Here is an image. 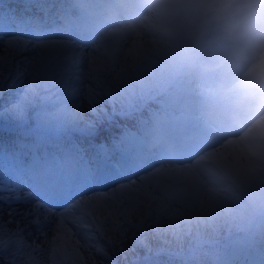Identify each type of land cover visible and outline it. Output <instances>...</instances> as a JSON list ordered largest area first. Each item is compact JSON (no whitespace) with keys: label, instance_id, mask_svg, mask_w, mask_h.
<instances>
[{"label":"rangeland","instance_id":"374dc122","mask_svg":"<svg viewBox=\"0 0 264 264\" xmlns=\"http://www.w3.org/2000/svg\"><path fill=\"white\" fill-rule=\"evenodd\" d=\"M67 1L72 3L77 0ZM96 1L94 2L101 3V0ZM192 1L153 0L149 5L151 14L144 22L142 28L134 30L135 34L131 39L125 36L124 41L120 45L110 49L104 55L103 62H106L105 65H109V68L114 67L112 69L107 67V72L101 66L86 76L83 72L85 68L84 62L78 65L73 62L74 70H78L76 75L71 70V67H68V65L66 67L59 60L57 63H49L44 69L42 81L45 77V82L50 84L52 80L59 79L62 74L65 76L64 79H69L67 86H62L63 83H54L51 84L50 88L44 87L41 93L38 94L36 93L38 90L35 88L38 85L36 71L29 67L25 68L21 62L25 59L24 63L26 64L27 62L26 66L30 63L32 64L30 58L39 51L28 48L22 51L25 54V58L21 60L16 59L14 56H7L6 58L9 62L0 64V70L3 71L5 78L6 89L3 95L5 98L0 99V115L6 116L9 114L11 103L23 96L31 85L35 88L36 95L32 97V100H35L36 103H30L27 106V119L33 120V115L42 98L50 97L51 99H56L60 97L67 102L69 107L78 104L80 108L77 115L82 116L84 121L96 119L95 121L98 124V121L106 115V100L100 90L98 92L88 90L87 85L92 83L99 85L98 81L104 76L103 73L105 72L107 77L105 90L114 96V99L116 97L117 101H124V104L135 103L144 92L154 90L153 86L159 79L164 78L166 80L168 76L166 74L172 72L180 56L177 48H180L182 44L188 46L192 43L191 25L194 18L185 8ZM9 8L10 6L7 7L8 10H10ZM53 9H56V7H53ZM75 9L85 14L81 16L85 19L87 10L80 8L79 5H75ZM33 11H36L35 8H33ZM13 14V19H16L17 11L16 13L13 12ZM18 16L24 17V19L27 17L29 19L32 18L30 13L22 12ZM70 16L71 14L68 15V17ZM27 25V28L22 29L21 33L15 37L34 40L35 36H28L27 33L30 31L29 29L37 30L39 27L31 23ZM43 27L52 28L51 24ZM168 34L173 35L175 40L169 38ZM1 35L3 34L0 33V38ZM7 38L3 37L4 40ZM36 42L38 43L39 41ZM3 49V45H0V52ZM76 58L82 59V55L78 54L76 57H72L71 61H75ZM121 61L126 64L123 68L118 65ZM10 75L11 79H9ZM76 77L77 79H75ZM85 78L88 81H84ZM193 82L194 80L191 81V83ZM72 86L76 87L75 91ZM9 87L11 91L7 90ZM78 88L80 90H77ZM72 93L74 94L72 95ZM79 123L80 121L76 119L72 126H76ZM117 124L119 126H129L130 122L119 121ZM113 132L114 134H109L115 139L117 138L115 136L117 130L114 129ZM16 134H11V138L13 139V135ZM102 137L103 133L101 134V139L97 135L90 137L97 145L100 158H103V152L110 149L108 145L107 147L102 145L101 142L106 144ZM51 142H53V139ZM79 144L81 147L80 153L85 155L86 152L87 156H90L89 151L85 149L87 144L82 141H79ZM54 149L53 146H50L47 152H53V156L58 155ZM65 149L61 150L62 154ZM83 162L88 167L92 166V163L87 162L85 158L82 159L81 163ZM41 163V158L38 157L37 164ZM253 163V165L258 166L252 171L256 175V182L253 179L254 176L242 172V170L239 173L241 182L244 185L249 184L251 188H255L256 183L261 184L258 179L262 174L259 169V163ZM160 165V169H165V171L152 175L143 184H141L139 178L141 176L148 177L149 173L155 171L154 168H150L147 171L144 168H137L136 171L128 176L118 179L116 184L113 181L109 185L118 189L114 196L106 188L101 189L102 193L97 190V193L92 192L95 190L89 183L94 177L92 168L90 171L91 176L87 177L89 181L86 179L89 186L87 188H78L74 195L71 196L73 199L66 197L63 206L58 208L55 203L45 198L46 192H40L37 187L41 196L39 200L33 199L31 203H27L24 201L14 202L8 199L9 195L16 194L15 190L18 189L20 194L33 191L35 189L34 175L29 172V177L22 179L18 167L10 158V151L0 147V225H3V233L0 236H16L13 242L22 241L26 245L28 252L34 253L38 261L40 260L39 264H48L52 253H62L65 250L82 251L84 259L87 257L89 261H95L96 264H113L129 262L134 257H142L155 251L163 255L175 254L182 247V244H186L185 241L188 242L187 237L196 240L199 237L197 235L213 233L214 228L217 227L216 221L222 217L219 211L221 209L230 212V209L236 206L235 212L237 214L230 213L232 219L236 223L241 219L245 221L244 207H241L238 198H230L225 195L222 188L203 187L204 193L202 197L204 204L196 206L198 205V202H195L197 196L193 189L195 177L187 172L188 180H185L184 174H181V172L167 171V169H176L177 167H167L166 159ZM62 167L72 169V164L69 162L68 166H65L62 163ZM151 167L154 166L151 165ZM156 167L158 169V166ZM208 168L206 169L207 173H209ZM118 170L121 171V168L119 167ZM104 171H109V169L104 168ZM111 172L113 173L112 170ZM132 179H135L138 185L130 187L129 190L120 191V186L129 185ZM61 181L65 182L64 178H61ZM203 181L208 180L204 179ZM226 185L228 186V184ZM105 192L109 194L110 199L99 201L93 199V197ZM227 192H232L230 185L227 187ZM256 192L263 197V192L260 189H256ZM208 194L214 195L210 197ZM246 195L249 196V192L246 191ZM126 199L127 202L124 203ZM164 200L169 202L164 203ZM76 201H84V203L73 209L71 215L66 218L67 222L65 223L64 231L59 233L60 238L57 239L58 235L55 238L45 236L47 231L57 229L61 219L59 214L65 212L66 209H70ZM151 202L152 204L150 205ZM36 205H42L39 213L26 216L25 213L35 209ZM182 208H189L194 211V215L190 216L188 224H185V221L182 220ZM159 209L164 210L165 215L163 218L162 213H158ZM12 210H16L15 215H10ZM50 210L52 212L55 210L57 215L55 217L50 216L48 214ZM166 215L169 216L166 218ZM42 220L46 222L48 220V223L36 224ZM206 221L207 223H204ZM86 224L91 226L85 227L84 225ZM98 224L101 225L102 230L101 227L97 226ZM116 225L118 227H115ZM188 229H190V232L186 235L184 232ZM183 236L184 239L182 238ZM84 245H87V247L85 248Z\"/></svg>","mask_w":264,"mask_h":264},{"label":"clouds","instance_id":"9594fccd","mask_svg":"<svg viewBox=\"0 0 264 264\" xmlns=\"http://www.w3.org/2000/svg\"><path fill=\"white\" fill-rule=\"evenodd\" d=\"M153 0H105L95 3L94 0H82L79 7L87 10V16L73 29L72 42L82 44L80 49L85 68L84 74L94 72L102 63L104 55L112 48L120 45L124 37L129 39L134 36V30L141 29L146 19L150 16L149 5ZM231 0H194V3H209L226 6ZM143 5V8H139ZM139 9L138 14L133 12ZM209 23H221V17L215 12L207 13ZM225 31L227 25L222 24ZM235 80L229 86L235 88L241 81L247 86L239 89V97L232 106L223 111L218 117L205 121L200 129H189L182 134L179 140H170L165 134L162 136L144 135L140 152L152 154L165 151L169 154L186 147L199 137H204L202 145L194 160H205V157L227 150L229 141L238 140L247 136L245 149L250 155L264 151V135L258 132L250 134L249 130L264 121V46L253 48L239 57L234 63ZM35 104V100H31ZM80 106H68L62 98H42L40 105L33 115L35 133L47 130L57 135L69 131L76 121ZM103 144V142H101ZM127 162V167H134L139 161L135 152L122 154ZM119 163V159L111 161ZM243 198V197H242ZM257 222L264 224V216H259ZM244 238L248 251L253 260L264 264V228H249L238 233ZM232 245L213 239L206 245L189 248L186 257L192 264H236L231 253ZM185 264L184 258H181Z\"/></svg>","mask_w":264,"mask_h":264},{"label":"snow or ice","instance_id":"6c2138e0","mask_svg":"<svg viewBox=\"0 0 264 264\" xmlns=\"http://www.w3.org/2000/svg\"><path fill=\"white\" fill-rule=\"evenodd\" d=\"M54 32H65L67 29L61 27L53 29ZM46 33L40 32L39 34L35 35L34 40H26L21 37H14L12 39H8L5 41L3 38H0V45L7 44V48L10 52H22L28 48H31L33 50H38L42 55L45 53H58V54H67L68 52L72 51L75 47L74 43L72 42L71 37L68 40H52L47 38ZM36 41H39L38 43ZM8 59L6 57L0 56V64L8 63ZM35 62V59L33 60V63ZM9 79H11V75L9 76ZM8 91H11V88L9 87L7 89ZM5 78L3 71L0 70V98L3 97L5 93ZM35 96V88L33 86H29V88L25 91V94L19 98L16 99L15 102L11 103V106L9 108V112L14 116V118L18 121H24L27 119V106L31 103L32 97ZM77 120H83L82 116L77 115ZM83 128L81 129V132L83 134L88 135H100L101 129L103 125H97L95 120H86L83 121ZM259 133L260 135H264V121L258 122L257 126H254L253 129L249 130L250 134L253 133ZM247 140V136L241 137L238 140L229 141V144L227 146V150H242L245 147V143ZM204 159H207L205 157ZM201 160H189V165L185 169H167V171H184L191 173L195 168L198 167V165L201 163ZM147 163L145 159H139L137 164L134 166L135 168H143L144 165ZM133 168V167H132ZM132 168H123L120 171L121 175H125L127 172H130ZM75 170L77 174L83 175L85 177L91 176V172L89 169H87L84 166H79L75 169H70L66 167H52V168H40L38 169L34 174V183L39 186L41 184H51L54 181L63 178L65 175H69L72 173V171ZM161 171H165V169H155L154 172L149 173L148 177L141 176L140 182L143 184L146 180L150 179L152 175H155ZM95 177H92V182H95ZM137 182L135 180L131 181L128 186L121 185L120 190L126 189L128 187H135ZM118 191L117 188L112 189V195L114 196L116 192ZM35 193V195H34ZM8 199L13 200L14 202H20L24 201L27 203H31L33 199H41L40 192L35 189L31 192L24 193V194H10ZM69 199H73L72 197ZM93 199L96 200H108L110 199V196L107 192L100 194L96 197H93ZM67 203V201H66ZM84 203V201H76L75 204L71 206L70 209H66L65 212L60 213V222L57 226V232L58 236L57 239L60 238L59 233L64 231V226L66 221V218L71 215V211L75 208H77L80 204ZM42 205H36L35 209L30 210L29 212L25 213L26 216H31L33 214H38L40 208ZM16 210H12L10 212V215H15ZM50 216L55 217L57 214L55 212H49ZM85 227H90L91 225H84ZM98 227H101V225H97ZM115 227H118L116 225ZM102 230V227H101ZM3 233V225H0V234ZM14 235V234H13ZM4 246V241L0 240V247ZM86 248L87 245H84Z\"/></svg>","mask_w":264,"mask_h":264},{"label":"bare ground","instance_id":"6f19581e","mask_svg":"<svg viewBox=\"0 0 264 264\" xmlns=\"http://www.w3.org/2000/svg\"><path fill=\"white\" fill-rule=\"evenodd\" d=\"M49 3V2H48ZM48 3H44V7H46L47 6V4ZM209 4V3H208ZM217 4H209V6L210 7H212L213 8V6H216ZM232 5V4H231ZM231 5H229V6H231ZM233 6V5H232ZM67 7H66V5L65 6H63L61 9H66ZM220 10V14L218 15L219 17H222V16H225L226 18V20L227 21H229V20H231L232 19V17H231V12H234V8L231 10L229 7H224V8H220L219 9ZM231 10V11H230ZM47 14L49 15V10L47 11ZM40 17H43V18H40ZM3 18H5V16H2L0 19H3ZM39 18L40 19H45L46 18V16H38V17H35L34 18V20L33 21H31V24H34V26H36V25H39V24H41V22L40 21H37V20H39ZM233 20V19H232ZM207 21V20H206ZM205 20L203 21V23H205L206 22ZM53 25V23H51V26ZM228 25V24H227ZM76 27V26H75ZM74 27V28H75ZM52 28H53V26H52ZM55 28V27H54ZM56 28H59V27H56ZM55 28V29H56ZM229 28H232L231 26H229L228 25V27H227V30L225 31V29H223V32H226V33H228L229 31H228V29ZM10 29H11V32L13 33V34H15V35H18L19 33H21V29H20V25H12L11 27H10ZM235 29H233V31H234ZM3 30L2 29H0V33L2 32ZM44 31V30H43ZM11 32L10 33H8V34H11ZM49 33V34H48ZM232 33V32H231ZM256 34H258V32H255ZM47 38L48 39H52V40H61V41H63V40H68L70 37H71V39L73 40V32H71V33H69V32H67V31H65V32H49V31H47ZM15 35H12V36H10V37H5V38H7L5 41H7L8 39H12V38H14L15 37ZM32 35H34V34H32ZM253 35H255V34H253ZM252 35V36H253ZM259 35L261 36V38H262V40H264V34L263 33H259ZM252 37H250V39H251ZM249 39V40H250ZM260 38H259V36L258 37H255V38H253V42L254 43H256L258 40H259ZM249 40L247 41V45L249 44ZM221 41H223V42H225L226 44V46H228V45H231L230 44V42H229V40H225V39H223V40H221ZM74 43V45H75V47H74V49L72 50V51H70V52H68L66 55L65 54H58V53H45V54H41L40 52H38L37 54H35L34 53V55L30 58V62H32V64L30 63L28 66H26L27 65V62H26V64L24 63L25 62V54L23 53V52H10L9 50H8V48H7V44L5 43L4 45H3V47H4V49L3 50H1V52H0V55L1 56H5V57H7V56H14L16 59H18V60H21V59H24V61L23 62H21V64L23 65V66H25V68L26 67H29V68H31L32 70H34V71H36V78H38V85H37V87H35L36 88V90H38V91H36V93H38V94H40L41 93V91H42V89L45 87V88H47V87H51V84H54V83H56V84H60V83H63L62 84V86L64 85V86H67V84H69L68 83V80L69 79H64V75H62L61 74V76H60V78L59 79H55V80H52V82H50V84H47L46 82H45V77L43 78V81H42V77L44 76V69L46 68V66L47 65H49V63H57L58 62V60L59 61H61V63L62 64H64V65H66V67H67V65H68V67H71V70H73L74 71V73L77 75V73H78V70H74V65H73V62L76 64V65H78V64H80L81 62H84L83 61V57H82V59L81 58H76L75 59V61H71V59H72V57H76V55H78V54H81L80 52V49L83 47V45L82 44H78V43H75V42H73ZM252 44H249V46H251ZM232 46V45H231ZM252 48H250L249 50H251ZM248 50V51H249ZM248 51H243V53L244 54H246ZM82 55V54H81ZM35 59V62L33 63V60ZM106 64V62H103L102 61V63L98 66V68H100L101 66H103L104 68V70L106 71V70H108V66L109 65H105ZM114 65H116L115 63H114ZM119 67H124L126 64H124V62H119ZM108 67V68H107ZM112 68H114V67H110L109 69H112ZM77 69V68H76ZM31 70V71H32ZM33 71V73H35ZM107 72V71H106ZM106 72L105 73H103L104 74V76L101 78V79H99V81H98V83H100L99 85H94L93 83L92 84H89V85H87L88 86V90H94V91H99L100 89H103L104 91H105V88H101V85H102V83H106V80H107V77H106ZM181 78L182 77H180L179 78V80H181ZM75 79H77V77L75 78ZM84 81H88L87 80V78H85V80ZM234 82V81H233ZM72 87H74L73 88V90L76 88L75 86H72ZM77 90H80V88H78ZM75 91V90H74ZM6 92V91H5ZM36 93H35V95H36ZM74 93H72V95H73ZM5 97H2V98H0V99H4ZM212 106V104L211 103H209V102H203V107L208 111V115H209V117L211 118V119H213L214 117H218L221 113H222V111L216 106V107H214V108H212L211 107ZM12 116V114L11 113H9V114H7L6 116H4L5 118H8V117H11ZM30 121H33V120H30ZM79 121V120H78ZM80 123H83V120H80ZM82 125H84V124H82ZM3 126H0V131L1 130H3ZM10 129H12V128H8V130H10ZM159 134H160V132H159ZM17 138V142H19L18 144H16V147H17V152L18 153H16V155H17V157H21L22 159L25 157L24 155L26 154V150H28L29 149V146H25V145H23V144H20V143H23L22 142V140H20V138H19V135L18 134H16L15 136H14V139H16ZM36 138L37 137H33L32 139H31V146H32V148H31V153H30V156H29V158L27 159V163H30V161L33 159V157H34V153H35V151H37V148H35V141H36ZM203 138V140L202 139H200V138H197L195 141H194V143H195V145H203L204 143H205V139H204V137H202ZM13 139V140H14ZM191 147V146H190ZM244 150H246L245 149V147L243 148ZM40 151H42V150H40ZM136 151V150H135ZM247 151V150H246ZM182 153V152H181ZM181 153H179V154H181ZM239 153V151H233V150H229L228 151V155L229 156H231V157H235L237 154ZM122 154H125L124 152H122L121 153V155ZM103 155H105V156H107V155H109L110 157H112L113 156V154H110V151H108V150H106L105 152H103ZM208 157H211L212 159H213V161H215V162H217L218 164H221V165H223L224 167H227V165H228V161L226 160V158L223 156V154H222V152L221 151H219V152H216V153H213V154H211V155H209ZM69 158V157H68ZM70 159V158H69ZM71 161H74L72 158L70 159ZM76 161V160H75ZM102 161H105V162H108V165H111V164H113L112 162H110L109 161V159L108 160H106L105 158H104V156H103V158H102ZM102 161L100 162V163H102ZM111 161H115L113 158L111 159ZM119 161H120V164L122 165H124L125 167H126V165L127 164H125L124 163V161H126V159H125V157L124 156H120V158H119ZM97 162H99V160H97ZM50 168L51 167V164L50 163H46L45 164V167L44 168ZM75 175L77 174L76 172L74 173ZM195 174H196V172H195ZM98 180V179H97ZM100 184H102V185H106V183L105 182H100ZM44 186H50L51 184H43ZM107 189L108 190H110V191H112V186H109V187H107ZM94 191H96V190H94ZM15 192H16V194H20V190L18 189V190H15ZM97 192V191H96ZM209 195V194H208ZM213 195L214 194H211V195H209L210 197H213ZM89 196V195H88ZM201 201H202V196H201ZM212 202H213V200H212ZM202 204H203V201H202ZM207 222V221H206ZM40 223H42V224H45V223H47V222H45L44 220H42ZM58 235V232H57V229L56 230H51V231H47L46 232V235L45 236H49L50 238H52V237H56Z\"/></svg>","mask_w":264,"mask_h":264},{"label":"trees","instance_id":"16d2710c","mask_svg":"<svg viewBox=\"0 0 264 264\" xmlns=\"http://www.w3.org/2000/svg\"><path fill=\"white\" fill-rule=\"evenodd\" d=\"M0 236V240H1ZM8 250L0 251V264H39L40 260L32 252H27L21 242L12 244ZM51 264H94L93 261L83 259L77 252H65L63 255L53 254Z\"/></svg>","mask_w":264,"mask_h":264}]
</instances>
